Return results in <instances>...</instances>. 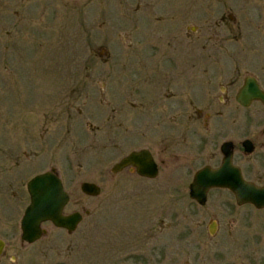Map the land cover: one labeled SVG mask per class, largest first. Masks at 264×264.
<instances>
[{"label": "rangeland", "instance_id": "1", "mask_svg": "<svg viewBox=\"0 0 264 264\" xmlns=\"http://www.w3.org/2000/svg\"><path fill=\"white\" fill-rule=\"evenodd\" d=\"M156 66L264 76V0H0V264H264L250 206L238 209L223 191L205 205L189 196L201 159L109 119L163 107ZM194 72L177 77L190 92L200 84ZM141 148L159 163L156 178L112 172ZM51 169L71 196L66 211L85 217L72 233L44 224L47 234L28 244L27 183ZM85 181L101 193L82 192Z\"/></svg>", "mask_w": 264, "mask_h": 264}, {"label": "flooded vegetation", "instance_id": "2", "mask_svg": "<svg viewBox=\"0 0 264 264\" xmlns=\"http://www.w3.org/2000/svg\"><path fill=\"white\" fill-rule=\"evenodd\" d=\"M166 41L170 43L173 40L167 38ZM187 47L191 49V44L188 43ZM174 49L177 50V47L174 46ZM207 67L210 68L206 69ZM207 67L195 69L194 66H156V68L161 69L164 78L158 85L164 98L163 107L158 110L155 109L154 114L151 113V115L139 110L140 112L133 113L134 116L115 117L113 114L114 116L109 119H116L115 124L122 125L129 136L136 134L139 138L141 135L142 137L148 136L153 139L154 144L160 146L164 145L163 143L168 139L172 144V139H175V147H169L166 143L165 145L171 148L173 153H177V148L186 146L188 153L193 155L192 157L196 160H202V166L198 170L205 167L219 168L224 164H229L230 168L240 170L243 178L251 183L254 191H262L264 194V101L255 98L249 106H246L238 99L247 77L255 78L260 88L264 90V76L248 75L241 82L240 66ZM194 70L196 71L194 72ZM193 72L200 79V84L194 92H190L189 82L177 81V77L180 75L183 78H188L192 76ZM203 82L206 83L205 92H202L201 83ZM134 92H138V88L132 90L133 97ZM134 99H129L131 105H141V101ZM194 100L203 102L206 109L196 108L194 111L192 106ZM251 107L253 108L248 116H242L241 109H244L245 112L246 108ZM131 117L136 118L131 120ZM112 123L114 124V122ZM156 134H159V137ZM198 170L195 171L193 179ZM215 191H223L235 199L238 209L242 206H250L252 211L250 220L253 227L256 231L264 232V205L260 206L256 201L239 204L234 191L227 187L210 189L208 199L209 195ZM66 207L64 209L65 215L78 211L67 212ZM84 217L83 213V220ZM47 223L53 224L51 221L44 224ZM5 252L6 242L0 259Z\"/></svg>", "mask_w": 264, "mask_h": 264}, {"label": "water", "instance_id": "3", "mask_svg": "<svg viewBox=\"0 0 264 264\" xmlns=\"http://www.w3.org/2000/svg\"><path fill=\"white\" fill-rule=\"evenodd\" d=\"M255 98L264 101V90L260 88L255 78L249 76L238 99L243 105L249 106ZM129 166H134L136 172L143 177L156 178L159 174L158 163L148 149L130 152L113 165L112 172H121ZM214 187L232 189L239 204L256 201L260 206L264 205L262 191H254L251 183L243 178L240 170L230 168L229 164H224L219 168L205 167L198 170L190 184V197L199 204L205 205L208 193ZM27 189L30 195V204L21 219V239L23 241L34 243L41 239L46 234L43 224L47 221H51L55 226L65 228L69 232L77 229L83 220V214L78 211L70 215L64 214V209L70 201V194L55 169L32 177L27 183ZM81 189L91 196L101 193V187L94 182H83ZM4 245L5 242L0 239V255Z\"/></svg>", "mask_w": 264, "mask_h": 264}]
</instances>
